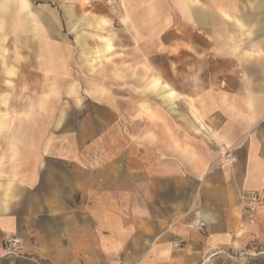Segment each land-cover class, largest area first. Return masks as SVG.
<instances>
[{"label": "crops", "instance_id": "obj_1", "mask_svg": "<svg viewBox=\"0 0 264 264\" xmlns=\"http://www.w3.org/2000/svg\"><path fill=\"white\" fill-rule=\"evenodd\" d=\"M175 51L182 90L144 56ZM263 189L264 0H0V264L10 236L46 264L205 260L264 238Z\"/></svg>", "mask_w": 264, "mask_h": 264}, {"label": "rangeland", "instance_id": "obj_2", "mask_svg": "<svg viewBox=\"0 0 264 264\" xmlns=\"http://www.w3.org/2000/svg\"><path fill=\"white\" fill-rule=\"evenodd\" d=\"M129 55L126 56V58H128L129 60L131 58L134 57V55L131 56V53H128ZM190 54L192 56H197L198 53L193 52V53H188L187 56H185V54L183 52L180 51H175V52H171L170 54H168L167 52H159V53H149V55H144L145 56V60L147 59H151L153 58L154 60H158L160 62V74L164 75L165 77H171L173 76L175 78V84L173 85L174 88L180 89L182 90L183 88H185L186 83L184 82V68H183V63L184 60L187 58L188 61L191 60L190 58ZM122 57V56H121ZM96 59H105L107 61H109L110 63H112L113 66H116L117 64L116 61L119 60L120 55H118L117 52H111V55H101L98 54L95 57ZM172 61L175 63V67H168V61ZM114 62V63H113ZM174 65V64H171ZM129 66V64H128ZM97 69H94L93 71H96ZM120 71H128L129 73H131L132 75H136L137 69L135 67H128V68H123L120 69L118 67H114L112 68V74L113 77H116L119 80V73ZM151 68L150 67H144L143 68V73L144 75L147 74V72H150ZM191 70L190 68H187V73L190 74ZM197 73H194L193 76H195ZM162 82V81H161ZM116 87H119V84H115V86L113 87L114 89H116ZM171 89L172 87L170 85H167L166 89ZM65 105H67L68 107H70L71 105V101H65ZM259 192L262 194L263 200L260 203L259 209H258V213L262 207V205H264V189L263 190H259ZM256 218V221L257 222ZM264 222H259V230H263ZM175 246V245H174ZM183 245L181 244L179 247L175 246L177 248V250H179V248H181ZM216 253H221V255L219 254L218 256H213V257H209L205 260H193V261H182V260H175L174 262H172L171 264H264V238H256L255 240H252L251 242L247 243V245L244 246H240V247H235V248H218L215 249L213 251L212 254H216ZM228 254L231 257L228 256ZM11 263L14 264L16 263V258L11 257L9 260H6L5 262L1 263V264H6V263ZM18 264H35L34 262L30 263V262H26V261H19Z\"/></svg>", "mask_w": 264, "mask_h": 264}, {"label": "built area", "instance_id": "obj_3", "mask_svg": "<svg viewBox=\"0 0 264 264\" xmlns=\"http://www.w3.org/2000/svg\"><path fill=\"white\" fill-rule=\"evenodd\" d=\"M93 2H103L109 6L113 5L116 0H92ZM225 162H231L229 155L226 156ZM263 200L262 194L259 191H253L249 193L245 198V216L246 220L249 223H255L257 218L258 209L261 201ZM195 226L199 229L204 227V222L197 220ZM181 243L176 242L175 246L179 247ZM3 256L4 257H13V258H22V259H31L35 264H41L39 259L27 255L23 251V244L20 238L16 236L7 237L4 240L3 244ZM229 257L232 258L228 254Z\"/></svg>", "mask_w": 264, "mask_h": 264}, {"label": "trees", "instance_id": "obj_4", "mask_svg": "<svg viewBox=\"0 0 264 264\" xmlns=\"http://www.w3.org/2000/svg\"><path fill=\"white\" fill-rule=\"evenodd\" d=\"M221 255V253H216V254H212L213 256H218V255ZM213 256H211V257H213ZM6 261V260H5ZM5 261H3V262H5ZM19 261H26V262H32L33 263V261L31 260V259H22V258H16V263H14V264H18L19 263ZM41 262V261H40ZM6 264H11L10 262L9 263H6ZM41 264H46V263H42L41 262Z\"/></svg>", "mask_w": 264, "mask_h": 264}]
</instances>
